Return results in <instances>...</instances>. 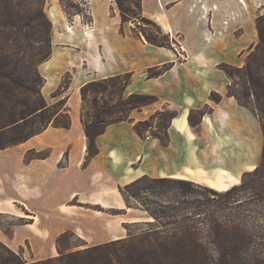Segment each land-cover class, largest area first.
<instances>
[{"label": "crops", "instance_id": "crops-1", "mask_svg": "<svg viewBox=\"0 0 264 264\" xmlns=\"http://www.w3.org/2000/svg\"><path fill=\"white\" fill-rule=\"evenodd\" d=\"M87 4L91 22L85 28L79 15L68 25L60 1L50 0L47 11L52 29L58 26V38L53 34L51 55L39 66L45 78L41 91L49 99L55 98L51 93L62 73L73 69L74 87H69L67 99L70 127L49 125L12 146L16 150L8 154L13 194L0 203V213L22 222L8 233L0 228V241L15 252L21 250L29 261L57 256L56 240L66 231L80 246L63 252L126 238L125 225L146 218L126 205L119 187L141 176L188 179L226 189L260 159V124L249 109L226 95L229 81L217 65L242 64L240 54L257 41L255 18L264 10V0H140L141 15L159 24L171 45L184 47L183 59L169 46L135 36L130 23H121L115 0ZM163 65L161 74L147 77L148 69ZM125 73L131 74L125 94L158 97L130 112L134 122L164 104L177 111L167 129L168 144L139 137L134 122H117L96 138L98 153L84 165L86 139L77 93L88 81ZM212 91L222 96L219 102L209 99ZM44 149L41 158L26 159L30 152Z\"/></svg>", "mask_w": 264, "mask_h": 264}, {"label": "trees", "instance_id": "trees-1", "mask_svg": "<svg viewBox=\"0 0 264 264\" xmlns=\"http://www.w3.org/2000/svg\"><path fill=\"white\" fill-rule=\"evenodd\" d=\"M64 12L67 10L62 0H59ZM119 10L121 23H126L134 17L140 18L144 23L154 28L155 34L145 31L132 33L139 38H144L148 43L155 46H168L169 36L164 32L159 24L141 15L140 0H115ZM73 7V5H69ZM133 7V9H132ZM40 14L45 18L48 31L51 23L41 11ZM74 14H80V11H74ZM255 28L257 41L253 43L247 52L244 63L240 66L221 62L217 67L223 71L228 84L226 86V95L233 97L241 106L249 109L257 118L262 131V147L259 164L251 171L243 173L245 175L264 174V10H260L255 18ZM3 29V23L0 21V35ZM51 51L45 55L43 60L49 59ZM42 60V61H43ZM41 61V62H42ZM165 65L160 68L147 70V77H155L162 73ZM3 62L0 58V150L18 145L30 137L41 133L49 125L68 129L71 124L69 108L67 105L68 94L53 103H47L43 94L42 87L45 79L40 75L37 69L31 80L22 81L18 78L7 77L4 74ZM71 78V76H70ZM123 79V84L116 86V81ZM131 81V74L111 76L98 80H91L83 84L79 89L80 94V122L83 127L86 139V154L84 165L87 164L98 153L96 138L104 132L106 127L117 122H134L130 117V112L140 110L142 107L158 101L154 94L143 92H132L125 95V88ZM69 84L61 83L54 91L52 97H56L66 90ZM98 92L100 96L94 93ZM93 93V94H92ZM107 93V94H106ZM116 94L115 102L108 101L110 95ZM221 95L212 91L209 99L217 103ZM100 100V101H99ZM89 106V107H87ZM207 111V109H206ZM177 115V111L168 108L166 104L162 109L157 110L144 120L135 121L133 124L136 134L145 138L144 130L150 132V136L159 139L162 145L168 144L167 129L170 121ZM158 117L162 120L164 133L161 135L156 132L158 126L152 127V121ZM41 122L39 126L37 123ZM152 129V130H149ZM148 136V135H147ZM31 153V152H30ZM29 153V154H30ZM42 157V156H41ZM35 156V158H41ZM149 177L141 176L128 184L119 187V191L128 207V195L135 196L132 188L142 180ZM152 180L165 182L168 178H152ZM173 182L178 185H198L194 182L182 179H175ZM239 185L229 187L225 193L230 194L237 190ZM179 186V187H180ZM154 222L159 225L154 228L140 230L137 233H131L129 224L125 225L128 236L124 239L111 241L104 244L90 246L87 248L59 253L58 256L27 262L21 254L8 249L0 242V245L8 252V258L0 257V264H206L207 251L204 243L197 236L196 226L177 220L161 221L163 217L172 218L184 212L199 214L200 207L193 204L163 205L157 212L149 208L144 209ZM116 213V212H113ZM134 223H152L147 221ZM178 225L180 235L174 233H163L158 231L159 227ZM176 229V228H173ZM221 230H223L221 228ZM220 230V231H221ZM215 231V230H214ZM223 232V231H221ZM217 235L218 232L215 231ZM232 244H228L231 247ZM243 244L233 245L232 248L242 250ZM219 262L218 264H229V259L223 254L225 244L219 242ZM239 264V263H236Z\"/></svg>", "mask_w": 264, "mask_h": 264}, {"label": "rangeland", "instance_id": "rangeland-1", "mask_svg": "<svg viewBox=\"0 0 264 264\" xmlns=\"http://www.w3.org/2000/svg\"><path fill=\"white\" fill-rule=\"evenodd\" d=\"M62 1L68 12L66 14L61 5L68 25H73L75 15H79L81 23L85 28L90 25L91 16L89 14L87 0ZM49 5L50 0H0V21L3 23V29L0 35V58L5 66L3 71L5 76L18 78L22 81H29L34 76L35 69H37L44 78L39 70V66L48 60L43 59L49 50L52 52L53 34L55 35V40L58 38V26L56 25V28L54 30L52 29V21L47 11ZM69 5H73V7ZM76 10L80 11V14H74ZM41 11L51 23L49 31L47 24H45V18L40 14ZM126 23H130L131 30L134 32L145 31L150 34H155L154 28L144 23L138 17H134ZM67 31L74 34V30L70 27L67 28ZM168 46L172 48L170 37ZM248 49L240 54L242 55V64L244 63ZM72 75L73 69L62 73L60 82L52 91L51 95H53L54 91L63 82L73 88L74 82L70 84ZM122 84L123 79L116 81L117 87ZM69 91L68 88V90L56 96L54 99L45 98V100L47 103L56 102L68 94ZM77 94L79 100L80 94L79 92ZM94 94L98 97L100 96L98 92ZM116 98V94L110 95L108 101L115 102ZM198 115V113L192 114L191 117L193 119L198 118ZM40 123L38 122L37 126ZM161 123L162 120L156 117L152 121V127L158 126L159 128L156 132L163 135L165 129ZM144 133L146 136H150V132L144 130ZM14 150H16L14 147L0 150V203L5 200L6 202L9 201L10 196L13 194L9 183L8 154ZM45 153H47V149L39 152H31L26 155V159L35 156L41 157ZM259 162L260 159L258 160V164ZM242 176L243 174L238 182L234 184H241L240 187L230 194L225 193L229 187L223 189L218 187L219 185L216 186L212 183L210 185L180 186L173 182V180L181 178L148 176V179L142 180L131 189L135 196L128 195V201L132 208L141 210L140 212L146 218L143 221L152 223H130V232L137 233L140 230L154 228L159 225L144 210L146 208L157 212L161 206L166 204H193L200 207L201 211H199V214L196 212H184L172 218L163 217L161 221H184L190 226L199 228L197 230V236L203 241L204 248L207 251L206 264H218L220 251L217 246L219 242L225 244L223 254L229 259V264H264V174H248L244 176L243 180ZM152 178H168L170 181L160 182L152 180ZM2 208L4 207L0 205V209ZM158 215L160 214L158 213ZM20 222L22 220L18 217L7 213H0V228L6 233H8L13 224ZM157 230L165 231L163 233H174L177 236L181 232L178 225L159 227ZM214 230L218 232L217 235ZM56 241L60 250L59 253H67L63 251L67 248L80 246V240L70 231L60 234ZM1 243L4 244L3 242ZM228 244H232L231 247H228ZM234 244L238 246L243 244L242 250L236 247L232 248ZM4 246L10 249L7 245L4 244ZM15 253L21 254L25 261L32 262L24 258L21 250ZM8 255L7 250L0 245V257L8 258Z\"/></svg>", "mask_w": 264, "mask_h": 264}, {"label": "built area", "instance_id": "built-area-1", "mask_svg": "<svg viewBox=\"0 0 264 264\" xmlns=\"http://www.w3.org/2000/svg\"><path fill=\"white\" fill-rule=\"evenodd\" d=\"M172 48L174 50V54H175L176 58H178V59L184 58L185 50H184V47L180 43H177V44L172 43Z\"/></svg>", "mask_w": 264, "mask_h": 264}, {"label": "bare ground", "instance_id": "bare-ground-1", "mask_svg": "<svg viewBox=\"0 0 264 264\" xmlns=\"http://www.w3.org/2000/svg\"><path fill=\"white\" fill-rule=\"evenodd\" d=\"M221 174L225 175V171L222 170V171H221Z\"/></svg>", "mask_w": 264, "mask_h": 264}]
</instances>
